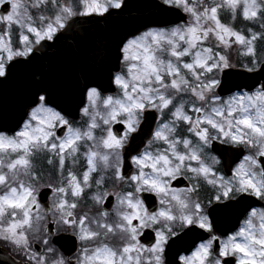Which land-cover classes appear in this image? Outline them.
I'll use <instances>...</instances> for the list:
<instances>
[{"label":"snow or ice","instance_id":"1","mask_svg":"<svg viewBox=\"0 0 264 264\" xmlns=\"http://www.w3.org/2000/svg\"><path fill=\"white\" fill-rule=\"evenodd\" d=\"M127 7L0 0V85L27 84L0 117L2 264H264V0H159L165 26L85 33L66 102L38 53ZM236 70L251 83L229 86Z\"/></svg>","mask_w":264,"mask_h":264},{"label":"water","instance_id":"2","mask_svg":"<svg viewBox=\"0 0 264 264\" xmlns=\"http://www.w3.org/2000/svg\"><path fill=\"white\" fill-rule=\"evenodd\" d=\"M158 2L159 0H126L128 7L123 11L114 10L112 15L74 17L71 27L63 30L61 38L50 42L51 47H46L38 53L41 60L36 65L37 69L48 73L53 80L62 81L65 101L75 102L79 98L77 85L83 83V76L88 72L86 66L83 70L81 69L79 61H77L75 73L68 74L66 72L69 55H76L80 52L78 38L85 36V33L89 37L103 33L115 40L136 29L143 30V26H164L165 21L173 20V18L160 13L159 9L155 7ZM118 68L119 64L112 71L114 72ZM236 73L229 77V86L238 85L240 88H244L251 83L247 76L239 74V70H236ZM92 77L112 91L115 89V86L110 84L107 74L101 76L93 73ZM26 87L27 84L22 77L10 80L7 86L0 85V117L7 111L9 126L15 124V118L19 113L18 97ZM232 90L234 91L236 88L232 87ZM220 223L222 228L231 229L233 224L237 223L236 214L221 217ZM192 238L190 236L188 239ZM173 253H175V249H173ZM6 254L9 253L0 248V264L7 261Z\"/></svg>","mask_w":264,"mask_h":264},{"label":"rangeland","instance_id":"3","mask_svg":"<svg viewBox=\"0 0 264 264\" xmlns=\"http://www.w3.org/2000/svg\"><path fill=\"white\" fill-rule=\"evenodd\" d=\"M72 2H73L74 5H76V6H80L81 0H72ZM228 18H229V17H228ZM228 22H231V21H230V18H229V21H228ZM234 53L236 54V49H235V47H233V49L231 50L230 55H231L234 59L238 58V53H237V55H236L235 57H234ZM1 241L4 242L5 245H7V242H5V241H3V240H1Z\"/></svg>","mask_w":264,"mask_h":264},{"label":"flooded vegetation","instance_id":"4","mask_svg":"<svg viewBox=\"0 0 264 264\" xmlns=\"http://www.w3.org/2000/svg\"><path fill=\"white\" fill-rule=\"evenodd\" d=\"M1 243H2V244H1ZM3 244H4V242H1V241H0V245H3ZM3 246H5V244H4ZM5 247L11 252V254L14 255V253H12V249H11L8 245H6Z\"/></svg>","mask_w":264,"mask_h":264}]
</instances>
